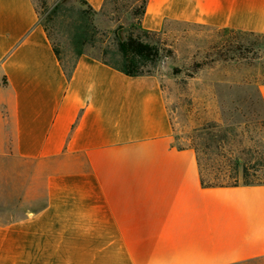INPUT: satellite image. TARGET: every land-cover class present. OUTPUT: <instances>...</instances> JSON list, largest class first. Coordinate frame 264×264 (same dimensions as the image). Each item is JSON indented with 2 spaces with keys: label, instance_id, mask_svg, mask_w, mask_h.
<instances>
[{
  "label": "crops",
  "instance_id": "crops-1",
  "mask_svg": "<svg viewBox=\"0 0 264 264\" xmlns=\"http://www.w3.org/2000/svg\"><path fill=\"white\" fill-rule=\"evenodd\" d=\"M172 23L264 36V0H147L143 30ZM0 264H264V185L203 186L158 75L87 47L69 78L34 1L0 0Z\"/></svg>",
  "mask_w": 264,
  "mask_h": 264
},
{
  "label": "rangeland",
  "instance_id": "rangeland-1",
  "mask_svg": "<svg viewBox=\"0 0 264 264\" xmlns=\"http://www.w3.org/2000/svg\"><path fill=\"white\" fill-rule=\"evenodd\" d=\"M33 1L68 69L76 61L70 39L79 11L99 31L84 51L89 47L102 50V56L104 50L114 54L117 39L131 36L161 49L151 74L161 79L175 144L200 151L207 182L235 157L250 167L264 162V36L182 23L150 33L139 24L144 0H110L100 12L84 0ZM60 3L63 9L52 16Z\"/></svg>",
  "mask_w": 264,
  "mask_h": 264
},
{
  "label": "trees",
  "instance_id": "trees-1",
  "mask_svg": "<svg viewBox=\"0 0 264 264\" xmlns=\"http://www.w3.org/2000/svg\"><path fill=\"white\" fill-rule=\"evenodd\" d=\"M110 0H106L102 10H104ZM86 3V1H84ZM147 0H144L141 6V17L145 12ZM87 4V3H86ZM64 5L58 4L52 11L51 15L56 16L63 9ZM91 10H93L91 8ZM101 10V11H102ZM94 11V10H93ZM141 26V20L139 22ZM73 34L70 39L73 53L76 55V61L70 69L67 68L65 59L61 50L57 47L53 34L48 26L45 31L53 45L57 59L59 60L67 77H71L76 67L78 59L84 53V47L88 43H93L99 34V31L87 17L85 11H79L77 20L74 22ZM103 62L116 69L117 71L129 77H138L151 74V68L156 65L161 57V49L154 44L143 41L139 37L131 36L126 40L117 39V52L112 54L108 50L103 52ZM197 153L199 169L203 186L207 188L235 187L240 184L244 185H264V162H259L249 166L243 158L235 157L230 160L228 168L223 170L218 168L217 172L210 174V180H205V168L200 151ZM221 151V150H220ZM224 173H229L227 176Z\"/></svg>",
  "mask_w": 264,
  "mask_h": 264
}]
</instances>
